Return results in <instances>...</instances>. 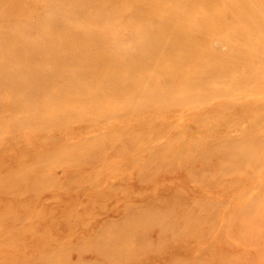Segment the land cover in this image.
<instances>
[{"label":"rangeland","instance_id":"374dc122","mask_svg":"<svg viewBox=\"0 0 264 264\" xmlns=\"http://www.w3.org/2000/svg\"><path fill=\"white\" fill-rule=\"evenodd\" d=\"M0 264H264V0H0Z\"/></svg>","mask_w":264,"mask_h":264},{"label":"bare ground","instance_id":"6f19581e","mask_svg":"<svg viewBox=\"0 0 264 264\" xmlns=\"http://www.w3.org/2000/svg\"><path fill=\"white\" fill-rule=\"evenodd\" d=\"M197 37H198V36H197ZM180 48H181V47H180ZM185 48H186V47H185ZM185 48H184V49H185ZM208 67H209V66H208ZM226 95H227V94H226ZM198 96H199V95H198ZM196 98H198V97L196 96ZM182 99H183V100H182ZM182 99H181V100L184 101V98H183V97H182ZM186 100H187V99H186ZM202 100H203V99H202ZM202 100H201V101H202ZM171 105H172V103H171ZM127 137H128V136H127ZM127 137H126V138H127ZM129 139H130V138H129ZM226 139H228V137H227ZM230 139H231V138H230ZM226 141L228 142V140H226ZM226 141H225V142H226ZM231 142H232V141H231ZM233 143H234V142H233ZM228 145H229V144H228ZM231 145H233V144H231ZM231 145H229V146H231ZM221 148H222V147H221ZM225 149H226V148H225Z\"/></svg>","mask_w":264,"mask_h":264}]
</instances>
